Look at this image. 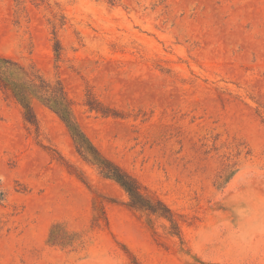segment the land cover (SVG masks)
I'll list each match as a JSON object with an SVG mask.
<instances>
[{
    "label": "rangeland",
    "instance_id": "obj_1",
    "mask_svg": "<svg viewBox=\"0 0 264 264\" xmlns=\"http://www.w3.org/2000/svg\"><path fill=\"white\" fill-rule=\"evenodd\" d=\"M0 55L60 80L178 224L0 88V264H264V0H0Z\"/></svg>",
    "mask_w": 264,
    "mask_h": 264
},
{
    "label": "trees",
    "instance_id": "obj_2",
    "mask_svg": "<svg viewBox=\"0 0 264 264\" xmlns=\"http://www.w3.org/2000/svg\"><path fill=\"white\" fill-rule=\"evenodd\" d=\"M0 88L23 106L26 121L36 128L38 119L32 98H37L54 109L71 132L78 151L86 160L96 164L104 176L116 180L125 189L132 207L165 217L173 224L174 229H178L174 212L161 199L146 195L135 177L104 157L89 140L76 120L73 100L60 80H50L34 67L28 68L13 58L0 55ZM86 104L91 110L109 114V110L90 96ZM116 113L114 112V115H117Z\"/></svg>",
    "mask_w": 264,
    "mask_h": 264
}]
</instances>
